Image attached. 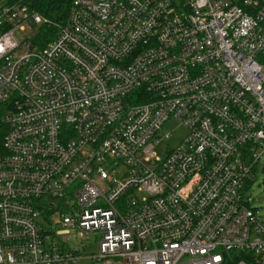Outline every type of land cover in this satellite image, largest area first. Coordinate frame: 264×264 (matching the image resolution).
<instances>
[{"label":"built area","instance_id":"1","mask_svg":"<svg viewBox=\"0 0 264 264\" xmlns=\"http://www.w3.org/2000/svg\"><path fill=\"white\" fill-rule=\"evenodd\" d=\"M31 2L0 0V264H264V0Z\"/></svg>","mask_w":264,"mask_h":264},{"label":"rangeland","instance_id":"2","mask_svg":"<svg viewBox=\"0 0 264 264\" xmlns=\"http://www.w3.org/2000/svg\"><path fill=\"white\" fill-rule=\"evenodd\" d=\"M40 27L32 24L26 25L25 32H18L17 35L21 40H27L33 37L38 33ZM186 134V131L183 129H177L175 137H180ZM171 147H175L178 144L177 138H172L170 141H167ZM248 196L250 198V204L253 209L258 213L260 219H264V157L260 161L259 166L255 172V179L250 183L248 187ZM101 237L92 236V239L85 241L83 244H78L75 241H70L67 244V249H72L73 251H80L83 255H90L97 251L98 243L100 242ZM79 264H94L92 259L86 258L79 262Z\"/></svg>","mask_w":264,"mask_h":264},{"label":"trees","instance_id":"3","mask_svg":"<svg viewBox=\"0 0 264 264\" xmlns=\"http://www.w3.org/2000/svg\"><path fill=\"white\" fill-rule=\"evenodd\" d=\"M31 4L45 18L59 24H65L69 17L71 0H32ZM57 32L58 29L55 27L41 26L35 42L40 46H45L55 38ZM3 115L4 112L0 105V154L3 152V140L7 131L3 123Z\"/></svg>","mask_w":264,"mask_h":264}]
</instances>
